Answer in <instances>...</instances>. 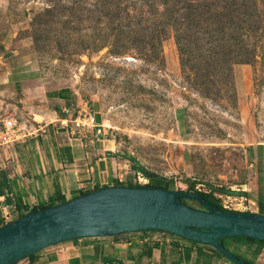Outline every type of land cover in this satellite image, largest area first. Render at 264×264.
I'll return each instance as SVG.
<instances>
[{
	"label": "rangeland",
	"instance_id": "rangeland-1",
	"mask_svg": "<svg viewBox=\"0 0 264 264\" xmlns=\"http://www.w3.org/2000/svg\"><path fill=\"white\" fill-rule=\"evenodd\" d=\"M65 90L56 117L44 94ZM88 108L97 137L70 121ZM8 118L17 141L110 140L101 185L172 179L244 212L264 175V0H0V130Z\"/></svg>",
	"mask_w": 264,
	"mask_h": 264
},
{
	"label": "crops",
	"instance_id": "crops-1",
	"mask_svg": "<svg viewBox=\"0 0 264 264\" xmlns=\"http://www.w3.org/2000/svg\"><path fill=\"white\" fill-rule=\"evenodd\" d=\"M45 95L54 101L53 115L58 117L59 110H67L68 101ZM49 122L50 119L46 124ZM40 136L45 138L44 143L36 144L33 139L24 138L3 149L6 160H0V226L31 207L56 203L66 191L84 190V186L91 183L101 186L99 174L111 171L107 157H104V164L100 162L99 165L97 160L101 161L103 157L95 159V155L103 156L106 151L112 153L113 145L108 139H93L91 134L84 139L79 135L64 138L59 132L47 128L41 129ZM249 185L245 211L264 215V175L261 170ZM222 246L247 264H264V242L261 240L232 236L224 238ZM11 264L234 263L209 244L159 230H136L113 236L63 240Z\"/></svg>",
	"mask_w": 264,
	"mask_h": 264
},
{
	"label": "water",
	"instance_id": "water-1",
	"mask_svg": "<svg viewBox=\"0 0 264 264\" xmlns=\"http://www.w3.org/2000/svg\"><path fill=\"white\" fill-rule=\"evenodd\" d=\"M189 197L206 209L186 205ZM159 230L206 243L234 264H247L218 239L246 236L264 241V215L216 209L193 193L162 187L107 185L51 206L27 211L0 226V264L54 243L85 236Z\"/></svg>",
	"mask_w": 264,
	"mask_h": 264
},
{
	"label": "built area",
	"instance_id": "built-area-1",
	"mask_svg": "<svg viewBox=\"0 0 264 264\" xmlns=\"http://www.w3.org/2000/svg\"><path fill=\"white\" fill-rule=\"evenodd\" d=\"M70 121L73 122L74 126L81 129H91L95 136L101 134L100 131L102 126L95 122L94 115L89 108L77 110L76 115ZM24 130L25 125H17L13 118L4 119L2 122V129L0 130V145L16 142L19 138L27 134ZM221 206L225 209L231 208L226 204H221Z\"/></svg>",
	"mask_w": 264,
	"mask_h": 264
},
{
	"label": "trees",
	"instance_id": "trees-1",
	"mask_svg": "<svg viewBox=\"0 0 264 264\" xmlns=\"http://www.w3.org/2000/svg\"><path fill=\"white\" fill-rule=\"evenodd\" d=\"M53 96L57 97V98H60V99H63L65 101H68L69 97H70V92L68 90H65V91H61V92H58L56 94H54ZM67 103V102H66ZM68 104V103H67ZM66 104V105H67ZM106 154H110L108 151L105 152ZM160 184H157V185H146V187H162L164 189H167V190H173V188L169 187V185L173 184V180L172 179H164L163 181H159ZM110 185H122L116 181L112 182ZM103 186H107V185H93L91 188H86L84 190H80L76 195L74 196H77V195H80V194H83V193H86L90 190H94V189H97V188H100V187H103ZM122 186H139V185H130V184H124ZM180 192L182 193H193V194H196L198 196H200L203 200L209 202L211 205H213L216 209H221V210H224V211H229V212H239V211H235V210H231V209H225L223 208L221 205L217 204V203H214L212 200L209 199L208 197V193H205V192H201V191H198V190H194L192 189V185L191 184H188V187L186 190L182 191L180 190ZM72 196V197H74ZM71 198V197H70ZM64 200H66L63 196H60L59 197V200L56 202V203H59V202H63ZM182 200V198H181ZM55 203H47L45 205H38L36 207H31L30 209H28V211H32V210H36V209H41V208H44V207H48V206H51ZM201 204V203H200ZM201 206L206 209L204 207L203 204H201ZM23 213L20 212L17 217H20ZM227 238L229 237H232V236H226ZM226 237H223V238H220L218 239V241L222 244V240ZM233 237H239V235H236V236H233ZM264 242V241H263Z\"/></svg>",
	"mask_w": 264,
	"mask_h": 264
}]
</instances>
